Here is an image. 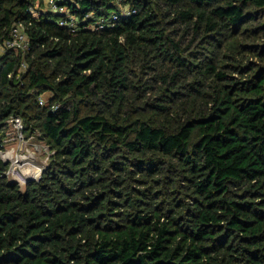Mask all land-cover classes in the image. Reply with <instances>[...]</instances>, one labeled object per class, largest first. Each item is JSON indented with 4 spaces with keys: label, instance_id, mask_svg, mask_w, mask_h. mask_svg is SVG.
<instances>
[{
    "label": "trees",
    "instance_id": "obj_1",
    "mask_svg": "<svg viewBox=\"0 0 264 264\" xmlns=\"http://www.w3.org/2000/svg\"><path fill=\"white\" fill-rule=\"evenodd\" d=\"M58 2L0 0V149L48 147L0 157V264H264V0Z\"/></svg>",
    "mask_w": 264,
    "mask_h": 264
},
{
    "label": "built area",
    "instance_id": "obj_2",
    "mask_svg": "<svg viewBox=\"0 0 264 264\" xmlns=\"http://www.w3.org/2000/svg\"><path fill=\"white\" fill-rule=\"evenodd\" d=\"M44 5L47 9L57 12L61 14L59 18L60 25H66L70 32L74 33L77 29V18L71 14L67 8V6L59 4L58 0H44ZM96 29L103 28V23L98 22L96 25L92 26ZM28 35L25 30V27L22 23L14 24L10 31V38L6 39L2 44H0V53H2L5 49H14L21 50L22 52L29 50L28 44ZM26 67L25 61H22L20 64V69H24ZM45 101V97L43 95L38 97V103L42 105ZM54 107V106H52ZM11 132H8L7 136L4 138V146L6 143L11 140L17 143V149H20L19 153H15L12 151H7L6 149H0V157L3 161H8L7 169L5 170V175L16 182H18V174L22 172V165H20L18 159L22 156V148L27 142L25 132H24V123L19 116H14L9 119ZM46 148V147H45ZM8 155V157L5 156ZM26 154H23L25 156ZM40 172L34 173L31 177H28L27 180H36L40 176ZM26 180V181H27ZM19 183V182H18Z\"/></svg>",
    "mask_w": 264,
    "mask_h": 264
},
{
    "label": "rangeland",
    "instance_id": "obj_3",
    "mask_svg": "<svg viewBox=\"0 0 264 264\" xmlns=\"http://www.w3.org/2000/svg\"><path fill=\"white\" fill-rule=\"evenodd\" d=\"M152 70L153 69L148 70V75L151 77L154 76ZM141 76L143 77V79H145L147 77L146 72L142 73ZM151 83H153V81H150V84ZM9 132H11V129H9ZM25 136L27 142L23 146L21 152L26 155L23 156L22 154V157L18 159V161L20 162L19 164L22 165L23 170L22 172H20V174H18V182L21 187L24 186L28 177H31L35 172L38 171L41 174L48 161V147L45 146V142L43 140L39 139L38 133H27L25 134ZM4 149H6L7 151L13 150V152L15 153L20 152V149H17V143L13 140L6 143ZM10 179H12V177Z\"/></svg>",
    "mask_w": 264,
    "mask_h": 264
},
{
    "label": "water",
    "instance_id": "obj_4",
    "mask_svg": "<svg viewBox=\"0 0 264 264\" xmlns=\"http://www.w3.org/2000/svg\"><path fill=\"white\" fill-rule=\"evenodd\" d=\"M4 163H5V164H8V161H7V160H5V161H4ZM15 181H16V180H15Z\"/></svg>",
    "mask_w": 264,
    "mask_h": 264
},
{
    "label": "bare ground",
    "instance_id": "obj_5",
    "mask_svg": "<svg viewBox=\"0 0 264 264\" xmlns=\"http://www.w3.org/2000/svg\"><path fill=\"white\" fill-rule=\"evenodd\" d=\"M5 156H6V157H8V155H7V154H5ZM35 173H36V172H35Z\"/></svg>",
    "mask_w": 264,
    "mask_h": 264
}]
</instances>
